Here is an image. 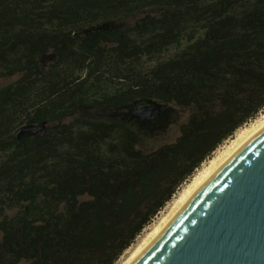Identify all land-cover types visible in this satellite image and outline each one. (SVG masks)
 Returning <instances> with one entry per match:
<instances>
[{"label":"trees","instance_id":"1","mask_svg":"<svg viewBox=\"0 0 264 264\" xmlns=\"http://www.w3.org/2000/svg\"><path fill=\"white\" fill-rule=\"evenodd\" d=\"M0 70V264H116L264 109V0H0Z\"/></svg>","mask_w":264,"mask_h":264},{"label":"water","instance_id":"2","mask_svg":"<svg viewBox=\"0 0 264 264\" xmlns=\"http://www.w3.org/2000/svg\"><path fill=\"white\" fill-rule=\"evenodd\" d=\"M156 105L137 106L153 118ZM116 264H264V109L186 181Z\"/></svg>","mask_w":264,"mask_h":264},{"label":"rangeland","instance_id":"3","mask_svg":"<svg viewBox=\"0 0 264 264\" xmlns=\"http://www.w3.org/2000/svg\"><path fill=\"white\" fill-rule=\"evenodd\" d=\"M134 20H132L130 22H133ZM16 79H17V77H4V76H2L1 70H0V85L14 81ZM153 104L156 105L155 116L153 118H156L159 115H161V116L165 115V120H162V121L160 120L157 123H151L147 128L142 130V141H141L140 147L147 149V150L155 149V148H158L164 144L175 141L181 133L182 125L185 122H187L188 119L190 118L191 114L196 111L195 107L182 106V105H178L176 103L158 102V103H153ZM131 113L133 116H136V114H137V106L136 105L133 106ZM84 114L86 116H88L90 118H94V119L106 118L105 115L104 116L99 115L98 111H90V112L87 111ZM142 119L149 120L151 118H142ZM144 230L141 232V234L144 232ZM140 235H138V237Z\"/></svg>","mask_w":264,"mask_h":264}]
</instances>
